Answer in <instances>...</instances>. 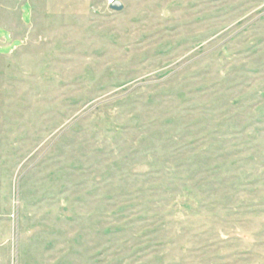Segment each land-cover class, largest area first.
Listing matches in <instances>:
<instances>
[{
  "label": "rangeland",
  "instance_id": "obj_1",
  "mask_svg": "<svg viewBox=\"0 0 264 264\" xmlns=\"http://www.w3.org/2000/svg\"><path fill=\"white\" fill-rule=\"evenodd\" d=\"M0 0V264H264V0Z\"/></svg>",
  "mask_w": 264,
  "mask_h": 264
},
{
  "label": "water",
  "instance_id": "obj_2",
  "mask_svg": "<svg viewBox=\"0 0 264 264\" xmlns=\"http://www.w3.org/2000/svg\"><path fill=\"white\" fill-rule=\"evenodd\" d=\"M111 9L114 10V11H122L124 9V5L121 1L117 0L115 1L114 4H112L111 6Z\"/></svg>",
  "mask_w": 264,
  "mask_h": 264
},
{
  "label": "built area",
  "instance_id": "obj_3",
  "mask_svg": "<svg viewBox=\"0 0 264 264\" xmlns=\"http://www.w3.org/2000/svg\"><path fill=\"white\" fill-rule=\"evenodd\" d=\"M115 1H117V0H109V1H108V2H109V6H111L112 4H114Z\"/></svg>",
  "mask_w": 264,
  "mask_h": 264
}]
</instances>
